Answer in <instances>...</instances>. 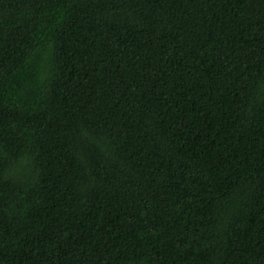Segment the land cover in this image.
Segmentation results:
<instances>
[{"label":"trees","instance_id":"obj_1","mask_svg":"<svg viewBox=\"0 0 264 264\" xmlns=\"http://www.w3.org/2000/svg\"><path fill=\"white\" fill-rule=\"evenodd\" d=\"M0 264H264V0H0Z\"/></svg>","mask_w":264,"mask_h":264}]
</instances>
